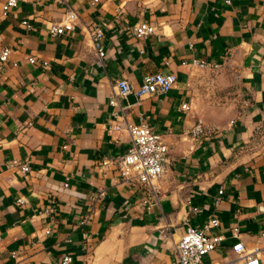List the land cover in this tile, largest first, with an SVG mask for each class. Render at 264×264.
Returning <instances> with one entry per match:
<instances>
[{
    "label": "crops",
    "instance_id": "crops-1",
    "mask_svg": "<svg viewBox=\"0 0 264 264\" xmlns=\"http://www.w3.org/2000/svg\"><path fill=\"white\" fill-rule=\"evenodd\" d=\"M66 3L77 20L60 35L48 28L62 20V7L48 0H18L0 16V50L10 51L0 67V264H13L12 252L17 264L66 256L69 264H171L185 226L211 218L218 226L209 233L221 241L204 264H242L231 250L237 241L259 249L264 264V0ZM140 24L154 34L135 39L130 29ZM93 29L102 33L101 59ZM30 56L37 66L27 64ZM192 59L221 69L195 70ZM154 73L174 76L170 90L137 99ZM119 80L132 91L114 118L108 100ZM197 120L204 135L193 142ZM121 121L146 122L167 147L158 204L148 210L113 165L100 167L128 148L126 134L112 130ZM13 160L28 172L10 168ZM96 190L104 197L80 226Z\"/></svg>",
    "mask_w": 264,
    "mask_h": 264
},
{
    "label": "built area",
    "instance_id": "built-area-1",
    "mask_svg": "<svg viewBox=\"0 0 264 264\" xmlns=\"http://www.w3.org/2000/svg\"><path fill=\"white\" fill-rule=\"evenodd\" d=\"M48 1L62 7L63 10L62 20L58 24L48 28L49 35H60L71 31L74 22L77 20V16L70 10L66 0ZM17 2L18 0H4L0 5V16H7L8 13L16 7ZM99 2L100 0H90L91 5H96ZM20 25L26 29L30 28L28 23L24 20L20 22ZM130 33L135 39H143L154 34V27L147 24H140L132 27ZM88 35L97 58L101 59L103 56L100 47V40L102 38L101 31L99 29H93ZM9 55V50L5 48L0 50V67L5 64ZM26 62L30 66L38 65L35 58L31 56L26 58ZM189 65L199 71L205 70L215 72L221 69V65L218 63L197 59H192ZM39 66L46 68L47 64L41 62ZM174 81L175 78L172 74H150L143 78L141 84L133 94L137 99L162 95L170 90ZM131 91L130 85L125 80H119L113 84L112 94L109 97L108 104L117 110V112L113 113L114 118L122 117L125 108L120 107L119 100L124 99ZM179 109L182 112H187L189 107L187 104H181ZM112 130L115 132H124L126 134L128 137V148L123 155L114 158L112 161L108 159L101 160L100 167H106L110 164L113 165L118 177L124 184L133 186L140 191L141 204L144 209L148 210L151 206L158 204L157 181L164 172V165L166 163L167 147L163 142L162 135L156 134L146 122H139L136 125L124 121L115 122ZM188 135L193 142L204 135V129L199 120L192 126ZM8 166L17 169L22 174L28 172L26 163L13 160L8 163ZM217 194L219 196L221 191H218ZM103 197L104 193L102 190H96L87 196V211L79 219L78 225H84L91 219L93 209ZM217 202L218 197L215 199V204H217ZM16 203L20 204L21 201L17 200ZM192 211H195V209H192ZM217 226L218 222L215 218L207 220L198 229L185 226L179 239L172 245L173 260L171 264H204L203 257L209 252L214 251L221 241L220 236L211 235L209 233L211 229ZM229 231L231 238H238L239 233L236 226H232ZM48 233L49 231L46 230L45 234ZM259 237L263 239L264 232H261ZM231 250L236 255V261H240L242 264H258L259 262V249L257 248L246 250L243 245L237 241L231 247ZM10 258L13 260V264H17L18 257L15 252L10 254ZM69 263L70 257L66 256L58 264Z\"/></svg>",
    "mask_w": 264,
    "mask_h": 264
}]
</instances>
